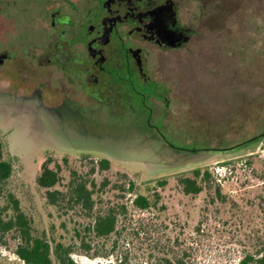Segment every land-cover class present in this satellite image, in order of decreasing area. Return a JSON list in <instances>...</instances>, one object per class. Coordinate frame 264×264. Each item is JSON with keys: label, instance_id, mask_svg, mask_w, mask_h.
Segmentation results:
<instances>
[{"label": "rangeland", "instance_id": "rangeland-1", "mask_svg": "<svg viewBox=\"0 0 264 264\" xmlns=\"http://www.w3.org/2000/svg\"><path fill=\"white\" fill-rule=\"evenodd\" d=\"M216 1L233 11L229 38L234 46L220 41L226 37L217 40L214 32H202L195 44L158 62L154 71L172 90L166 116L152 117L159 132L139 109H59L35 102L26 92L43 81L40 69L30 65L41 50L31 48L24 58L16 42L18 57L0 64L3 158L14 163L0 216L14 215L6 196L13 192L34 232L73 244L77 264H237L244 254L257 253L264 244V136L244 142L264 133V0ZM20 32L14 20L0 16V52L13 49L3 44L6 35ZM44 90L54 97L52 85ZM208 148L216 150L193 156L182 150ZM48 157L54 159L52 166L63 165L57 188L67 189L72 171L95 182L98 202L92 213L80 207L62 210L47 201L37 177ZM103 158L110 159L107 170L99 168ZM225 167L233 174L222 186L223 196L213 180L199 194H186L178 180L197 168ZM124 174L137 183V192L152 199L159 193L157 205L135 208L133 195L119 186L127 183ZM164 178L168 183L159 186ZM106 179L110 182L102 187ZM122 204L128 208L118 231L105 239L91 237L89 254L83 252L75 228L88 225L94 213ZM17 244L16 230L1 233L0 264H25L15 252Z\"/></svg>", "mask_w": 264, "mask_h": 264}, {"label": "flooded vegetation", "instance_id": "flooded-vegetation-1", "mask_svg": "<svg viewBox=\"0 0 264 264\" xmlns=\"http://www.w3.org/2000/svg\"><path fill=\"white\" fill-rule=\"evenodd\" d=\"M0 16L21 31L6 35L3 44L13 49L0 52L1 65L18 57V41L24 58L31 48L41 50L30 65L43 81L26 92L35 102L139 109L156 128L152 117H165L172 105L166 77L154 71L158 62L195 44L202 32L234 46L233 11L216 0H0ZM48 84L54 97L45 94Z\"/></svg>", "mask_w": 264, "mask_h": 264}, {"label": "trees", "instance_id": "trees-1", "mask_svg": "<svg viewBox=\"0 0 264 264\" xmlns=\"http://www.w3.org/2000/svg\"><path fill=\"white\" fill-rule=\"evenodd\" d=\"M262 135L244 142V144L259 140ZM5 143L0 136V199L6 191V186L13 174L14 163L10 159H4L3 153ZM188 152L190 156L198 155L201 150H216V149H182ZM64 164H69V158L64 157ZM54 162L53 157H48L41 166V172L37 177V183L40 187L46 190L47 201L60 209L64 207L73 209L80 207L84 211L92 213L96 209L97 190L96 184L93 181H88L79 174L78 171H72L71 178L67 183V189L61 190L57 188L63 181L62 168L63 165L59 162ZM99 168L107 170L110 168V159L103 158L99 163ZM96 166L93 167V170ZM95 172V171H93ZM127 183L119 185L120 188L133 195L131 199L135 208L140 210H148L157 205L160 195L156 193V197L152 199L149 195L137 192V183L128 178L124 174ZM179 183L183 186L186 194H199L206 188L209 181L216 183V192L223 196L222 186L224 184L218 181L215 171L208 169L203 171L197 168L193 171L192 176L179 177ZM110 180L106 179L102 183V187H107ZM168 183L166 178L159 180V186H165ZM128 184L126 187L125 185ZM101 189V188H99ZM103 192V191H102ZM8 208L14 210V215L8 219L0 216V235L11 230H16L18 233V244L16 248L17 256L24 261L25 264H77L72 253L75 251L73 244L65 243L61 240H51L46 232L36 234L30 218L21 208L19 198L13 192H7ZM127 205H111L105 211L94 213L93 219L84 227L75 228L76 240L80 243V248L86 254H89L91 249V237L105 239L118 231L120 215L127 212ZM107 264H115L112 261ZM237 264H264V244L257 253L248 252L244 254Z\"/></svg>", "mask_w": 264, "mask_h": 264}, {"label": "built area", "instance_id": "built-area-1", "mask_svg": "<svg viewBox=\"0 0 264 264\" xmlns=\"http://www.w3.org/2000/svg\"><path fill=\"white\" fill-rule=\"evenodd\" d=\"M225 168L226 169H224V171L219 168L215 169L218 181L222 184L226 183L229 180V177L233 174V171L231 170L230 167H225Z\"/></svg>", "mask_w": 264, "mask_h": 264}]
</instances>
